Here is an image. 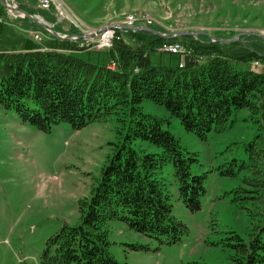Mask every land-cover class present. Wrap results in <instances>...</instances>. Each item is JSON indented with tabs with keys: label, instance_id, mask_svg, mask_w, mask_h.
Returning a JSON list of instances; mask_svg holds the SVG:
<instances>
[{
	"label": "rangeland",
	"instance_id": "obj_1",
	"mask_svg": "<svg viewBox=\"0 0 264 264\" xmlns=\"http://www.w3.org/2000/svg\"><path fill=\"white\" fill-rule=\"evenodd\" d=\"M4 1L38 16L63 37L76 36L75 31L88 37L70 39L81 41L78 47L83 50L113 46L117 34L107 45L102 38L105 31L123 30L130 16L135 24L127 27L148 26L162 34L183 31L196 39L208 35L232 41L226 44L264 50V0H51L49 8L40 0ZM7 10L0 22L36 43L46 39L42 32L24 28L20 20L26 17L21 13ZM180 42L163 47L173 54L174 64L186 51V43ZM174 45L181 50H170ZM255 65L263 70V63ZM141 106L197 159L192 172L206 175V193L199 211L188 210L179 198L174 168L166 163L162 179L173 214L188 232L180 241L166 244L115 220L108 226L112 255L127 264H234L233 235L247 241L250 234L259 232L264 242V191L254 186L258 178L264 179V121L259 113L234 110L222 130L200 139L162 105L143 100ZM117 119L108 117L81 130L60 123L41 131L23 123L16 111L0 106V264H37L48 238L63 226L79 222L80 201L90 195L115 144L125 138L127 130L121 129L123 123ZM131 137L138 152H161L133 138V132Z\"/></svg>",
	"mask_w": 264,
	"mask_h": 264
},
{
	"label": "trees",
	"instance_id": "obj_2",
	"mask_svg": "<svg viewBox=\"0 0 264 264\" xmlns=\"http://www.w3.org/2000/svg\"><path fill=\"white\" fill-rule=\"evenodd\" d=\"M7 11L0 2V20ZM20 21L46 39L36 43L0 22V106L41 131L60 123L81 130L108 117L118 118L127 130L90 195L80 201L79 222L50 236L37 264H127L110 250L108 226L115 220L160 243L180 241L188 227L173 214L163 168L172 164L179 198L191 212L201 209L206 175L192 172L197 159L141 104L162 105L200 139L222 130L234 110L259 113L264 121V50L222 44L208 35L167 39L131 30L118 31L108 49L83 50L81 41L57 38L27 18ZM179 40L186 51L174 64L173 54L163 47ZM256 62L263 63L262 71ZM131 132L161 152H138ZM254 186L264 191V179ZM233 236L234 264H264L259 232L247 241Z\"/></svg>",
	"mask_w": 264,
	"mask_h": 264
},
{
	"label": "water",
	"instance_id": "obj_3",
	"mask_svg": "<svg viewBox=\"0 0 264 264\" xmlns=\"http://www.w3.org/2000/svg\"><path fill=\"white\" fill-rule=\"evenodd\" d=\"M5 6L6 8H8L10 11H16V12H19L21 13L24 17L28 18V20L30 19L31 21H33L34 23L36 24H39L41 27H43L44 29H46L47 31L51 32L55 37L57 38H62V39H79V40H82V39H88V37H85V36H61L60 34H58L56 31L53 30L52 26H50L49 24H47L46 22H44L43 20H41L38 16H33V15H28V13H26V11H24L21 7H11L9 3H6L4 0H0ZM123 30H132V31H148V32H151V33H154V34H158V35H161V36H165L167 38H170V37H175V36H185V35H188L190 33H187V32H176V33H168V34H162L161 32L159 31H156L148 26H133V27H124ZM211 38H214L216 41H219L221 43H228V42H232V41H227V40H222V39H218V38H215L213 36H211ZM264 38V37H263Z\"/></svg>",
	"mask_w": 264,
	"mask_h": 264
},
{
	"label": "built area",
	"instance_id": "obj_4",
	"mask_svg": "<svg viewBox=\"0 0 264 264\" xmlns=\"http://www.w3.org/2000/svg\"><path fill=\"white\" fill-rule=\"evenodd\" d=\"M40 4H42L43 5V7H45V8H49L50 7V5H51V0H40ZM59 11H62V7L60 6L59 7ZM131 17V19H129V20H127L126 22L128 23H126V22H123L124 24H126L125 26L127 27V26H129V25H134L135 23V19H134V17L133 16H130ZM121 26H119L118 28H120ZM107 32V33H106ZM108 33H110V34H108ZM106 36H104V37H102L103 38V40H105L106 41V43H107V45L109 44L110 45V41H111V39H112V37L113 36H115L116 34H117V30H115V29H110L109 31H105V33H104ZM36 38H39V34L37 35L36 34ZM101 45H99V43H98V45H97V47L99 48ZM104 47V46H103ZM100 48H102V47H100ZM170 50H172V51H180L181 50V47L179 46V45H174V47H170Z\"/></svg>",
	"mask_w": 264,
	"mask_h": 264
},
{
	"label": "bare ground",
	"instance_id": "obj_5",
	"mask_svg": "<svg viewBox=\"0 0 264 264\" xmlns=\"http://www.w3.org/2000/svg\"><path fill=\"white\" fill-rule=\"evenodd\" d=\"M60 2V1H59ZM63 15V14H62ZM130 19H131V17H130Z\"/></svg>",
	"mask_w": 264,
	"mask_h": 264
}]
</instances>
